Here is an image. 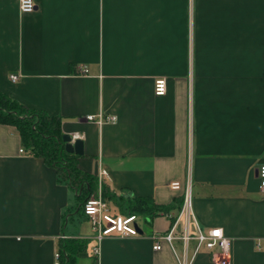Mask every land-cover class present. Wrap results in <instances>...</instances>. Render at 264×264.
<instances>
[{
    "label": "crops",
    "instance_id": "obj_1",
    "mask_svg": "<svg viewBox=\"0 0 264 264\" xmlns=\"http://www.w3.org/2000/svg\"><path fill=\"white\" fill-rule=\"evenodd\" d=\"M34 1L20 12L0 0V92L58 116L82 140L78 166L107 170L100 186L177 206L142 216L140 236L103 237L94 257L91 225L74 223L75 191L0 123V264H54L66 237L91 243L76 264H179V238L156 250L148 234L170 227L182 191L169 183L188 166L189 231L221 227L230 264H264V0ZM99 111L115 121L85 118ZM210 254L201 248L191 264H213Z\"/></svg>",
    "mask_w": 264,
    "mask_h": 264
},
{
    "label": "trees",
    "instance_id": "obj_2",
    "mask_svg": "<svg viewBox=\"0 0 264 264\" xmlns=\"http://www.w3.org/2000/svg\"><path fill=\"white\" fill-rule=\"evenodd\" d=\"M0 123L15 127L25 151L42 158L46 165L55 169L57 180L75 191L74 210L84 215L83 205L86 199L97 193V176L82 170L77 163L78 155L64 149L60 118L28 108L8 94L0 92ZM101 196L111 204V211L115 214L153 216L159 212L168 213L177 206L174 202L169 205L158 204L150 196L116 195L105 184L101 185ZM180 206L181 201L178 208ZM87 243L88 240L81 237L61 238L57 249V264H76L78 255L85 251Z\"/></svg>",
    "mask_w": 264,
    "mask_h": 264
},
{
    "label": "built area",
    "instance_id": "obj_3",
    "mask_svg": "<svg viewBox=\"0 0 264 264\" xmlns=\"http://www.w3.org/2000/svg\"><path fill=\"white\" fill-rule=\"evenodd\" d=\"M35 7L34 0H18V9L20 12H30ZM17 75L10 74L9 78L12 81L17 79ZM153 91L155 95H163L167 91L166 78L159 76L155 78L153 83ZM85 118L89 121L96 122L98 125L104 122L115 121V115L103 114L97 112L94 114H87ZM22 151V149H21ZM190 159V157H189ZM187 173L185 181L182 183L179 180H173L169 183L172 189H181L182 191V203L171 221L170 227L165 232H151L148 237L153 241L152 248L160 249L163 242L173 247V241L179 238L182 243L183 250L180 255H177V261L179 264H191L193 258L199 252L201 248H205L211 254V261L213 264H230V238L225 236L221 227H212L207 230H202L197 226L196 232L191 233L189 231V221L193 217L192 209V194H191V178L190 167H187ZM259 178V187L264 192V163L258 167L257 170ZM105 176H108V172L104 167H101L97 174L98 190L96 195H91L86 199L83 205L84 215L87 216L88 221L94 231V238L96 244L92 247L91 251L94 256L99 254L98 242L106 236H140L142 233L139 231L140 224L138 222L141 216L134 214L124 215L120 213H114L111 211L107 201L101 196L102 180ZM178 223H181V232L178 236L175 234ZM194 240L192 254L188 256V244L190 240ZM58 253H55L54 264H57Z\"/></svg>",
    "mask_w": 264,
    "mask_h": 264
},
{
    "label": "water",
    "instance_id": "obj_4",
    "mask_svg": "<svg viewBox=\"0 0 264 264\" xmlns=\"http://www.w3.org/2000/svg\"><path fill=\"white\" fill-rule=\"evenodd\" d=\"M62 140L64 142V149L67 152H74L76 154H82L83 152V143L79 138L72 139L69 134L63 133ZM141 232V229H139Z\"/></svg>",
    "mask_w": 264,
    "mask_h": 264
},
{
    "label": "rangeland",
    "instance_id": "obj_5",
    "mask_svg": "<svg viewBox=\"0 0 264 264\" xmlns=\"http://www.w3.org/2000/svg\"><path fill=\"white\" fill-rule=\"evenodd\" d=\"M76 213L74 212V210H73V219H74V223L75 224H79V226L81 227V228H87L88 230H90V223L85 219V217L83 216V214H77V215H75ZM138 222H139V224H140V226H141V228L143 229V230H145L146 228H147V223H146V221L144 220V218L142 217V218H139V220H138ZM90 246H91V243L90 242H88L87 243V247H86V250L87 251H89L90 250Z\"/></svg>",
    "mask_w": 264,
    "mask_h": 264
}]
</instances>
